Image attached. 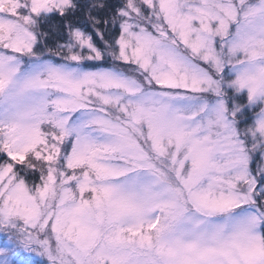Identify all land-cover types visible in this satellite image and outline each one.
<instances>
[{"label": "snow or ice", "instance_id": "obj_1", "mask_svg": "<svg viewBox=\"0 0 264 264\" xmlns=\"http://www.w3.org/2000/svg\"><path fill=\"white\" fill-rule=\"evenodd\" d=\"M0 264H264V0H0Z\"/></svg>", "mask_w": 264, "mask_h": 264}]
</instances>
